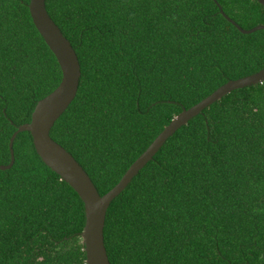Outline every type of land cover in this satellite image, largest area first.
<instances>
[{
  "label": "trees",
  "instance_id": "16d2710c",
  "mask_svg": "<svg viewBox=\"0 0 264 264\" xmlns=\"http://www.w3.org/2000/svg\"><path fill=\"white\" fill-rule=\"evenodd\" d=\"M244 30L257 0H217ZM31 0H0V165L38 103L61 84ZM82 68L51 137L101 196L184 110L264 70V30L243 34L215 0H47ZM0 170V264H87L85 205L45 165L29 132ZM111 264H264V83L182 127L112 203Z\"/></svg>",
  "mask_w": 264,
  "mask_h": 264
},
{
  "label": "water",
  "instance_id": "95a60500",
  "mask_svg": "<svg viewBox=\"0 0 264 264\" xmlns=\"http://www.w3.org/2000/svg\"><path fill=\"white\" fill-rule=\"evenodd\" d=\"M257 1L264 6V0ZM215 2L220 8L221 14L243 34L249 35L264 30V26H259L250 31L244 30L225 14L217 0ZM46 4L47 0H31L30 12L39 33L59 62L63 79L60 86L52 94L38 103L31 123L20 126L13 135L10 142L11 163L8 166L0 165V170L6 171L13 168L16 162L14 150L16 138L20 133L29 132L33 137L35 149L45 165L69 184L85 205L86 226L82 238L86 247L87 264H111L106 249L104 232L107 214L113 201L126 190L133 179L182 127L232 92L263 84L264 70L249 77L231 81L198 105L189 110H184L132 165L121 182L108 194L101 196L84 168L51 137V132L56 123L78 95L82 68L75 49L50 17Z\"/></svg>",
  "mask_w": 264,
  "mask_h": 264
}]
</instances>
